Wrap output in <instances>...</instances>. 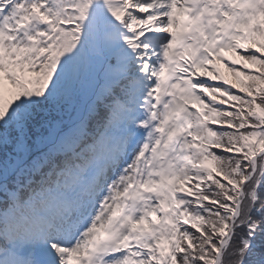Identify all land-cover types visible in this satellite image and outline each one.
I'll use <instances>...</instances> for the list:
<instances>
[{"label": "snow or ice", "instance_id": "1", "mask_svg": "<svg viewBox=\"0 0 264 264\" xmlns=\"http://www.w3.org/2000/svg\"><path fill=\"white\" fill-rule=\"evenodd\" d=\"M0 264H264V0H0Z\"/></svg>", "mask_w": 264, "mask_h": 264}]
</instances>
